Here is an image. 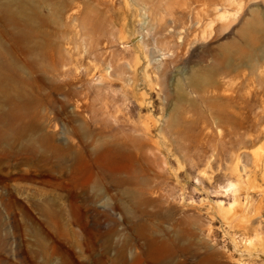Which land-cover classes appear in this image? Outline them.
Returning <instances> with one entry per match:
<instances>
[{"label": "rangeland", "instance_id": "374dc122", "mask_svg": "<svg viewBox=\"0 0 264 264\" xmlns=\"http://www.w3.org/2000/svg\"><path fill=\"white\" fill-rule=\"evenodd\" d=\"M0 264H264V0H0Z\"/></svg>", "mask_w": 264, "mask_h": 264}, {"label": "bare ground", "instance_id": "6f19581e", "mask_svg": "<svg viewBox=\"0 0 264 264\" xmlns=\"http://www.w3.org/2000/svg\"><path fill=\"white\" fill-rule=\"evenodd\" d=\"M227 1H230V0H227ZM239 201L236 200L233 204H231L230 206L228 207H225L223 205L222 202L218 203V207H219V210L221 211V213H223L224 215H232V214H235L237 213V207L239 206ZM236 211V212H235ZM254 244V243H253Z\"/></svg>", "mask_w": 264, "mask_h": 264}]
</instances>
